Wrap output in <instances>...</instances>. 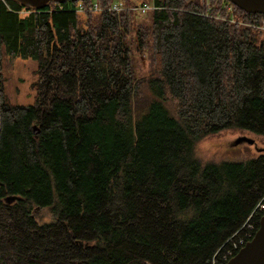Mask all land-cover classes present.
<instances>
[{"label": "trees", "instance_id": "16d2710c", "mask_svg": "<svg viewBox=\"0 0 264 264\" xmlns=\"http://www.w3.org/2000/svg\"><path fill=\"white\" fill-rule=\"evenodd\" d=\"M147 1L149 23L93 0L0 1V57L35 58L39 74L33 105L0 93L5 264H221L255 236L264 152L202 164L194 146L264 135V31L206 17L201 0Z\"/></svg>", "mask_w": 264, "mask_h": 264}, {"label": "rangeland", "instance_id": "374dc122", "mask_svg": "<svg viewBox=\"0 0 264 264\" xmlns=\"http://www.w3.org/2000/svg\"><path fill=\"white\" fill-rule=\"evenodd\" d=\"M151 2V1H150ZM152 12L139 14V17L147 21H151ZM143 61L146 68L143 73L148 70V60L145 55H136L137 61ZM39 80L38 61L35 58L28 57L17 59H9L0 57V93L6 102L13 106H30L34 104L36 91L34 84ZM240 138H248L251 141L243 140L238 144L236 140ZM262 149V150H260ZM264 135L249 130L225 128L215 133H209L200 137L194 146L195 154L202 164L209 162L220 163L224 161L238 162L245 161L248 158L256 157L264 152ZM45 209H37L35 215L38 219L43 220ZM0 264H5L0 259Z\"/></svg>", "mask_w": 264, "mask_h": 264}, {"label": "built area", "instance_id": "2783aa9c", "mask_svg": "<svg viewBox=\"0 0 264 264\" xmlns=\"http://www.w3.org/2000/svg\"><path fill=\"white\" fill-rule=\"evenodd\" d=\"M201 3L204 8L201 14L206 17H210L217 20L228 21L230 23L249 25L251 27H257L264 31V16L258 21L247 22L237 17L235 13V5L230 1L226 2L225 0H201ZM158 8H160V6L147 0H138L135 3H129V4H127L123 0H114L112 3L107 5H101L99 0H93L91 7H89L90 10L96 12H103V11L120 12L125 10H131L139 13H147L149 11ZM85 9L87 8L83 4V2H80L78 5V11L83 12ZM261 207L264 208V204H261ZM245 243H246V238L241 240L239 246H235V248L237 249H239L240 247L242 248ZM233 256H234V252L230 251V253H228V256H226L225 261L221 264H227L228 261Z\"/></svg>", "mask_w": 264, "mask_h": 264}, {"label": "water", "instance_id": "95a60500", "mask_svg": "<svg viewBox=\"0 0 264 264\" xmlns=\"http://www.w3.org/2000/svg\"><path fill=\"white\" fill-rule=\"evenodd\" d=\"M16 1L26 6L41 8L51 1L63 3L66 0H16ZM74 1H79V0H74ZM229 1L249 13L264 14V0H229ZM34 128H36V126ZM243 140H248L253 142L248 138L247 139L240 138L236 140L235 143L238 144ZM18 198H19L18 196H8L6 198V201L10 203ZM37 209H39V207H37ZM227 264H264V215L260 219V226L255 236L249 242H247L246 245L243 246L237 252V254L228 261Z\"/></svg>", "mask_w": 264, "mask_h": 264}]
</instances>
